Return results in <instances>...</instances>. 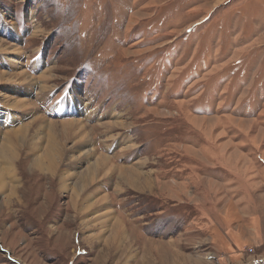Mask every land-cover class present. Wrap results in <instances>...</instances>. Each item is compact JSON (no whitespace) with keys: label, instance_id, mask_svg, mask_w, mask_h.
<instances>
[{"label":"rangeland","instance_id":"obj_1","mask_svg":"<svg viewBox=\"0 0 264 264\" xmlns=\"http://www.w3.org/2000/svg\"><path fill=\"white\" fill-rule=\"evenodd\" d=\"M0 39L36 104L0 127L37 109L64 148L42 173L48 129L18 140L0 264H264V0H0Z\"/></svg>","mask_w":264,"mask_h":264},{"label":"bare ground","instance_id":"obj_2","mask_svg":"<svg viewBox=\"0 0 264 264\" xmlns=\"http://www.w3.org/2000/svg\"><path fill=\"white\" fill-rule=\"evenodd\" d=\"M3 42H4V40L2 41L0 39V48H1L2 45H4ZM9 47L8 48H4V49L1 48V52L8 51V53L12 54V53H17V52L20 51L19 47H14V45L11 46V48H9ZM2 61H4L3 57L0 56V63ZM18 64L15 62L14 66L15 65L18 66ZM15 71H16V67H15ZM15 73H16L15 76L18 75L19 79L23 78V80H25L24 83L27 82V83H29L28 85H33L34 88H35L34 84H36L37 81H33V80H36L34 77L29 75L24 70H22L20 72H15ZM7 76H8V78H6ZM11 77L12 76L8 75V73L0 72V83H1V86H2L1 87L2 90L6 89V87H7L6 83L10 81ZM38 79H44L45 81L47 79H49L48 71L47 70L44 71L39 76ZM9 86H12V85H9ZM38 87H40V89H38V90L42 94L47 92V90H46L47 89V85L45 83H44V85H41V86H38ZM34 88L28 89V91H25V93L27 92L25 96H27V94H30ZM18 92H19V90H17V88L13 89V93L18 94ZM42 94H40V95H42ZM37 95H39V93H37ZM42 96H40L41 98H39V99L37 97L36 100L41 101L40 99H43ZM1 101H3L4 103L8 104L10 107H13L14 109H20L21 111H26V112H29L32 109H34V107H36V104L33 101H31L29 99H26V97H24V98H15V96L13 97V96H11L9 94L6 95V93L3 94V92H2V94L0 92V102ZM44 103H46V102H44ZM36 110H34V112H32V115L33 114L35 115L33 117V120L31 119L32 121H30L28 123H24L20 127L15 128L14 130L4 131L3 128L0 127V134L2 135L4 133V139H3L4 141H2V144L0 145V192L5 190L4 188H6L8 186V183H9V185L11 187L9 193L5 196L6 199H10V198H12V196L17 195V191H18L17 190V186H18L17 181L18 180H17V175H16V170H17L16 159L19 157V153L17 152L18 140H27L30 137L29 136L30 135L29 134L30 133V129L35 127V124H37V123H38L39 127H41V128L45 127V128L48 129L47 130L48 131L47 132V136L50 139H52V140H49L48 145L44 148L43 153L40 154L39 156H37L36 158H34L33 166L35 167V169H38L42 173L44 171H46V170L49 171V172H52V173H54L55 171L58 170V163H57V158L55 157V155L56 154H61L62 155V152H63L64 148L61 151V149L59 147H57L58 143L54 140V138H55L54 134H53L54 130H53V128H51L52 126L55 125L54 122H53L54 120L53 119L52 120H50V119L48 120V119H46L44 117L36 116V114H37ZM4 114H6V113H4ZM17 114H20V113L16 112V111L15 112L14 111L11 112V115L13 116L14 120L16 118L18 119L20 117ZM119 122H120V124H122L121 121H119ZM63 127L64 128H68L69 127V129L72 128V130H74L81 137H85V131L88 128V126L85 124L84 120H79V119L63 120ZM52 141H54V142H52ZM93 151H94V149L89 148L87 150V153L90 154ZM97 160H98V162L96 164H94L93 166L88 168L89 174L94 169H96L95 167L101 165L102 163L104 164L107 160H109V158L106 155H102L101 154L98 157ZM122 172H125L123 175H127V173L129 171H128V169H124V170H122ZM85 177H87V176H85ZM6 178H9L10 181H6Z\"/></svg>","mask_w":264,"mask_h":264}]
</instances>
